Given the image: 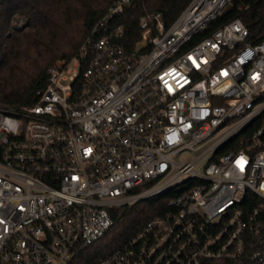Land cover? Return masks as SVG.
<instances>
[{
	"label": "built area",
	"instance_id": "built-area-1",
	"mask_svg": "<svg viewBox=\"0 0 264 264\" xmlns=\"http://www.w3.org/2000/svg\"><path fill=\"white\" fill-rule=\"evenodd\" d=\"M230 2L146 12L128 48L115 0L33 104L0 102V264H70L109 208L163 194L95 264H264V35L210 27Z\"/></svg>",
	"mask_w": 264,
	"mask_h": 264
},
{
	"label": "trees",
	"instance_id": "trees-1",
	"mask_svg": "<svg viewBox=\"0 0 264 264\" xmlns=\"http://www.w3.org/2000/svg\"><path fill=\"white\" fill-rule=\"evenodd\" d=\"M115 0H9L0 9V102L24 105L36 101L46 83L47 68L59 58H70L94 23ZM190 0H131L116 16L122 42L131 48L140 37L139 17L161 12L168 26ZM245 7H247L245 9ZM239 17L249 40L264 35V0H231L210 27ZM21 18L22 24H14ZM166 194L109 208L112 225L98 240L78 249L70 264H95L130 238L164 208Z\"/></svg>",
	"mask_w": 264,
	"mask_h": 264
},
{
	"label": "rangeland",
	"instance_id": "rangeland-1",
	"mask_svg": "<svg viewBox=\"0 0 264 264\" xmlns=\"http://www.w3.org/2000/svg\"><path fill=\"white\" fill-rule=\"evenodd\" d=\"M12 23H14V24H22V23H23V20H22L21 18L14 19V20L12 21Z\"/></svg>",
	"mask_w": 264,
	"mask_h": 264
}]
</instances>
